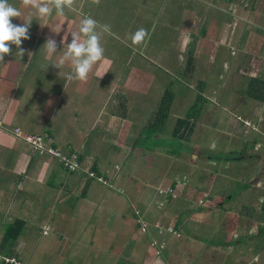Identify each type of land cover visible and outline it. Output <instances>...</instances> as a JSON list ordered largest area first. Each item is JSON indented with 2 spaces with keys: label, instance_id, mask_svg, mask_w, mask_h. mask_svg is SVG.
<instances>
[{
  "label": "crops",
  "instance_id": "obj_1",
  "mask_svg": "<svg viewBox=\"0 0 264 264\" xmlns=\"http://www.w3.org/2000/svg\"><path fill=\"white\" fill-rule=\"evenodd\" d=\"M17 1L14 24L39 19ZM193 4L180 1L167 33L160 65L169 81H147L130 112L128 91L112 99L103 77L66 86L70 66L52 65L61 53L45 58L46 39L62 52L80 23L68 14L49 25L32 19L25 56L13 45L0 64V121L48 137L45 148L80 168L0 130V264H264V0ZM156 122L189 152L136 147ZM157 174L156 183L145 179ZM17 223L20 234L9 238ZM218 225L228 235L215 245L207 230Z\"/></svg>",
  "mask_w": 264,
  "mask_h": 264
},
{
  "label": "rangeland",
  "instance_id": "obj_2",
  "mask_svg": "<svg viewBox=\"0 0 264 264\" xmlns=\"http://www.w3.org/2000/svg\"><path fill=\"white\" fill-rule=\"evenodd\" d=\"M180 1L181 0H101L99 6H96L91 3V0H87L84 7L79 12L74 13L66 10V14L69 15L73 22L77 21L80 23L83 17L88 15L97 20L100 24L110 26V33L104 34L102 39V44L105 49L104 59L94 65L88 77H103V87L105 90H112V99L123 101V99H127L128 91L129 98L127 109L129 112L133 106L136 108L137 99L144 98L141 91L147 81H150L152 84L169 81L164 75L162 71L164 68L160 63L165 55L167 33L171 35L175 27L179 24V20L174 14ZM213 1L214 0H212V3ZM183 2L186 9H190V7L194 5L193 0H183ZM9 3L17 8L21 7L17 0H9ZM212 12H214L213 14H221L217 10L208 7V13L212 14ZM54 15H56L55 11H53L52 17ZM50 19L51 18L42 21L49 25ZM33 21L34 23L42 22L39 19H33ZM185 24L189 26V20H185ZM141 27L147 29L150 36V39L143 47L134 45L130 39L131 34L135 33L137 29ZM176 81L179 80H173V82ZM127 84H129V88L130 85L133 84L139 93H132L127 87ZM131 99L134 100V105ZM110 101L105 106L106 110L111 108L112 101ZM147 122L148 118L146 117L144 123L146 124ZM159 124V122H156L153 130L148 128L144 129V134L139 136L136 147L154 148L162 144L167 147L168 150H177L178 147L183 144L182 152H189L186 143H181L177 138H173L169 129H161L158 127ZM150 133H152L151 138L148 137ZM114 161L115 160H112L110 162L111 167ZM155 171L157 173L160 172L158 164ZM169 171L170 170H168V172ZM189 171L190 169L188 168V172ZM157 176L158 174L145 179H147L148 183H151V181L156 183L157 179L155 177ZM215 177H217V175H215ZM138 183L140 184V182ZM143 183H146V180ZM104 187L107 188V186ZM216 188L217 187L213 185V189ZM151 192H153L152 189ZM193 193L194 191H192L191 194ZM215 193L219 195L220 199L225 196L224 192ZM157 194L159 195V193ZM219 211L220 210H218L219 214L217 215H220ZM202 213L204 212H198V214ZM188 215L192 216L190 213H188ZM183 217L187 219L186 215L181 217L177 216V221L179 222ZM219 226L222 227V225H218L217 227L211 228V230H207L210 236L213 237L212 243L215 245L222 244L228 235V232L227 234H222L223 232L219 230ZM187 228L188 227L182 228L183 233L186 235L189 230L190 233H192V228H189V230H187ZM237 230L240 234L244 230L243 225H238ZM227 231H231L228 226ZM157 254L156 256H159L160 252L158 251ZM186 258L190 257L187 256ZM187 264H189V262Z\"/></svg>",
  "mask_w": 264,
  "mask_h": 264
},
{
  "label": "clouds",
  "instance_id": "obj_3",
  "mask_svg": "<svg viewBox=\"0 0 264 264\" xmlns=\"http://www.w3.org/2000/svg\"><path fill=\"white\" fill-rule=\"evenodd\" d=\"M25 8L33 10L41 20H47L52 17L53 11L57 17L63 18L67 11L79 12L87 0H22ZM101 0H91V3L99 6ZM22 12L9 3V0H0V64L4 65L5 57L12 55V46L16 48L15 56L21 59L25 56V49L22 42L30 39L29 29L31 28V17L23 19L22 24H14L13 18L21 19ZM47 26V25H44ZM43 27V26H42ZM53 31V33H60ZM109 25L100 24L91 16L85 15L80 22L77 31H67L61 43L64 45L62 52L58 51L57 41L51 37L46 39L42 49L45 51V58L51 59L57 53H61L52 64L62 70L65 65H69L71 70L64 75L66 86L68 82H85L94 65L104 59L105 49L102 44L103 35L110 33ZM68 34L72 40L69 44ZM130 39L134 45L143 47L150 39L147 29L141 27L131 34ZM31 61L32 53H27ZM30 63V62H29ZM61 73V71H60Z\"/></svg>",
  "mask_w": 264,
  "mask_h": 264
},
{
  "label": "built area",
  "instance_id": "obj_4",
  "mask_svg": "<svg viewBox=\"0 0 264 264\" xmlns=\"http://www.w3.org/2000/svg\"><path fill=\"white\" fill-rule=\"evenodd\" d=\"M0 130L4 131V133L11 134L12 136L22 140L25 144H27L31 149L35 152H44L50 156H54L62 161L64 166L68 168L70 171L79 170L80 164L77 163L75 160L72 161L67 156L60 154L57 151H54L50 148H45L44 142H50L51 140L46 136H36V135H23V131L20 128H14L12 130L7 129L3 126L2 122L0 121ZM92 177L94 174L91 175ZM98 179V178H97ZM99 182H103L101 178L98 179ZM162 193V192H161ZM171 232V230L169 231ZM46 234V232H44ZM14 261V260H13Z\"/></svg>",
  "mask_w": 264,
  "mask_h": 264
},
{
  "label": "trees",
  "instance_id": "obj_5",
  "mask_svg": "<svg viewBox=\"0 0 264 264\" xmlns=\"http://www.w3.org/2000/svg\"><path fill=\"white\" fill-rule=\"evenodd\" d=\"M20 232H21V225L19 223L11 225L7 231L9 238L16 237L17 235L20 234Z\"/></svg>",
  "mask_w": 264,
  "mask_h": 264
}]
</instances>
